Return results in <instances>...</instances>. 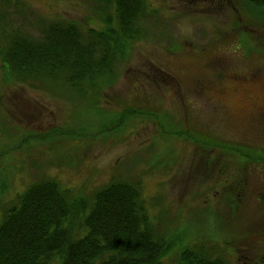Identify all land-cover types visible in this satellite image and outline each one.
Returning a JSON list of instances; mask_svg holds the SVG:
<instances>
[{
    "label": "rangeland",
    "instance_id": "obj_1",
    "mask_svg": "<svg viewBox=\"0 0 264 264\" xmlns=\"http://www.w3.org/2000/svg\"><path fill=\"white\" fill-rule=\"evenodd\" d=\"M147 2L153 13L143 23L146 36L127 48L112 84L91 96L95 105L58 87L7 79L0 62V218L17 194L42 177L91 195L114 176L137 175L143 197L160 196L166 208L151 210L159 233L171 234L178 223L197 230L205 206L228 219L233 212L224 196L234 193L237 239L224 243L203 235L202 245L211 253L227 248L231 264H244L246 255L261 258L264 162L220 143L264 156L263 6ZM91 3L96 1L0 0V33L14 27L36 34L40 19L54 17L99 28ZM134 107L137 116L130 117ZM125 114L130 119L120 122ZM121 123V130L113 128ZM53 130L69 133L55 136V145L38 140ZM165 262L178 264L176 255Z\"/></svg>",
    "mask_w": 264,
    "mask_h": 264
},
{
    "label": "trees",
    "instance_id": "obj_2",
    "mask_svg": "<svg viewBox=\"0 0 264 264\" xmlns=\"http://www.w3.org/2000/svg\"><path fill=\"white\" fill-rule=\"evenodd\" d=\"M95 1L91 16L100 23L99 28H84L76 21L54 17L40 19L36 34L21 33L14 27L1 31L0 62L5 77L58 87L90 103L91 96L119 74L127 48L146 36L143 23L153 13L147 0ZM242 3L263 6L258 20L264 24V0ZM137 109L127 113L136 117ZM128 114L119 121H128ZM120 126L124 123L113 128L121 130ZM67 133L53 130L38 140L55 145L54 137ZM221 144L249 161L264 162V156L253 153L252 147L247 151L241 144ZM224 197L230 210L239 214L235 194ZM161 205L160 196L143 197L137 175L131 180L114 176L91 195L63 186L53 177H42L28 184L2 213L0 264H166L170 255H176L178 264H231L227 248L211 253L213 249L206 250L201 237L207 235L211 241L219 236L224 243L237 239L233 218L238 214L232 213L228 219L215 217L214 209L205 206L200 215L205 220L197 230L189 229V224L187 231L178 223L171 234L168 230L159 233L151 210ZM161 207L162 213L166 208ZM254 259L258 264L259 255Z\"/></svg>",
    "mask_w": 264,
    "mask_h": 264
},
{
    "label": "flooded vegetation",
    "instance_id": "obj_3",
    "mask_svg": "<svg viewBox=\"0 0 264 264\" xmlns=\"http://www.w3.org/2000/svg\"><path fill=\"white\" fill-rule=\"evenodd\" d=\"M254 256L255 255H251V256H247L246 255L245 258H243L244 259V263L245 264H256L257 262L255 261ZM257 261H259L258 264H264V255H262L261 258L259 260H257Z\"/></svg>",
    "mask_w": 264,
    "mask_h": 264
}]
</instances>
